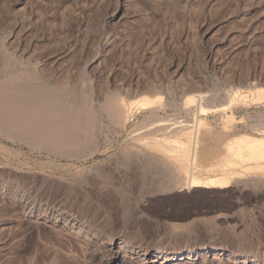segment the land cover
I'll return each mask as SVG.
<instances>
[{
  "label": "rangeland",
  "instance_id": "obj_1",
  "mask_svg": "<svg viewBox=\"0 0 264 264\" xmlns=\"http://www.w3.org/2000/svg\"><path fill=\"white\" fill-rule=\"evenodd\" d=\"M13 78L17 86L55 89L61 106L76 107L78 115L88 112L82 104L90 97L98 108L100 152L86 160L84 145L60 155L0 134L7 167L0 170V264H106L101 239L110 236L151 255L199 248L188 261L165 264H264L263 177L227 189L167 192L168 174L139 167L128 209L99 201L100 186L89 178L100 162L141 155L131 134H148L154 122L143 111L120 129L99 108L108 97H162L166 104L154 112L172 126L190 121L196 105H221L236 90L264 91V0H0V82ZM196 95L205 96L202 105L185 110L186 98ZM263 106L233 110L237 123L228 129L220 123L225 113H199L211 127L198 149L204 163L218 160L235 134L260 137L253 128L264 127ZM224 121L229 125L232 117ZM115 168L107 180L126 187L129 176ZM84 176L83 189L63 193L62 181ZM94 211L97 222L89 219ZM76 219H86L89 242L70 232Z\"/></svg>",
  "mask_w": 264,
  "mask_h": 264
},
{
  "label": "bare ground",
  "instance_id": "obj_2",
  "mask_svg": "<svg viewBox=\"0 0 264 264\" xmlns=\"http://www.w3.org/2000/svg\"><path fill=\"white\" fill-rule=\"evenodd\" d=\"M11 77L12 76H10V78ZM13 77L15 76L13 75ZM25 78H28V76L26 75ZM28 79H31V77ZM18 81L13 78L11 80H1L0 82V134L4 137V139L6 138L7 140H11L19 144H26L42 150L55 152L60 155H71L75 153L76 150H78L79 146L84 145L85 149L83 154H80V157L81 159L86 160L100 152V141L96 132L98 108H94L95 104L94 102H92V99L90 97H83V99H85V102L83 101L82 104L88 108V112L85 114L84 112H81V114L78 115L75 110L76 107L72 109L66 107L64 108L61 106L62 95L58 91H55V89L53 91V89H48L49 87L47 88L45 86V89H41L40 86L36 89L32 87L33 85H31V87H22V85L17 86L14 84V82ZM29 82L31 81L29 80ZM24 85H28V83L23 84V86ZM34 86H36V84ZM235 92L236 93L233 92V95L231 94L230 98L227 97L228 99H226L225 102L223 101V104L218 106H216V104L215 106L211 105V103L208 106L206 105L204 107L199 102L200 98L202 100L205 97H203L202 95L200 96L199 100H196L198 99L199 95H196L197 98L193 96L186 98V101L182 105L185 110H187V107L190 106V104L192 105L193 102H195V104H197L196 102H199V104L203 107H197L196 105L195 107L198 113H192L193 116L190 121H185L183 123L184 120H180L178 123H176V120V124L173 125L172 123V126L169 125L171 122L170 119H168L169 124H167L168 122L166 123V117L161 118L157 114V112H154L155 107H160L161 102L164 103L163 101H161L162 97H140V99L138 98L139 100H135L132 102H128L127 100L129 99L124 100L121 97L119 98L116 96L108 97L107 100L105 98L106 101L104 100V104H102L99 108L102 110V113L104 112L105 115H107L110 122H112L120 129H125V127L129 123H132V121H134L137 116L140 115V112L143 111H148L149 114L146 118L150 117L151 121L154 119V122L152 124L150 123L151 126L153 125V128L151 127L152 130L148 134H141V137H134V135L131 134L133 133V131L130 133L133 141H138V143H140L142 147V150L146 151L145 153L139 150L138 153L142 152L141 155H136L137 151L134 152L133 150H131V152L133 151L134 156H130L132 154L131 153L129 157H122L120 159L117 158L114 161L111 160L113 162H100L98 165L96 164L91 167V169H93V172L91 174V177L89 178H94L96 182H98L95 183L100 186V189L104 194H102V200L99 201L104 200V202H106L105 204H109L113 207L116 206L118 207V209H128V207L130 208V205L134 203L131 200V191L133 192L134 189L137 188H135V182L140 175V168L146 171L154 170L164 172L166 173V175L168 174L169 177L166 176L168 177V182L164 180L165 177H161V179L166 181L168 184L167 185L165 182V185H167L168 188L166 190L167 192L171 189H177V192H188V190H192L198 187L227 189V187L232 186L233 183H236L237 186L239 184L245 185V183H247V179L252 180V178L255 176L258 178H264L263 126L262 128H253L260 133V137L248 135L244 132L243 134H235V137L233 138L231 137V140H229L228 142L226 141L227 143L223 147L222 155L218 160L204 163V159L199 155L198 149L201 144L200 140L202 139V133L205 134L207 131L211 130L209 123L198 117L199 113L208 112L209 114L210 112L223 115L228 109H247L249 107H259L264 105V91L262 90L248 89L247 91L241 92V94L239 95H237V90ZM88 95L86 94V96ZM205 101H207V99ZM76 103L78 104L77 101ZM70 104L72 105V103ZM165 104L166 102L163 105ZM206 104H208V102ZM82 105L80 103V107L78 106L79 109ZM84 106L82 108H84ZM257 116H259V114ZM100 125L103 126L101 123ZM100 135L102 134L100 133ZM4 148L6 147L0 146V149ZM5 150L7 151V149ZM147 152H154L155 156L157 154L162 156L163 158L152 156L153 154L151 155ZM3 164L0 160V170H4L5 168H7ZM105 164L107 165V167L105 166ZM112 164L118 169H123L129 176V180L125 181L126 187H122L124 186L121 184L122 181H113V178L112 181L107 180L110 178V176H113L112 174H114L110 171V166ZM203 170L209 173V177L205 175V172L203 173ZM0 172L3 173V171ZM144 175H146V173ZM86 177L87 176L70 177L66 181H62L63 183L61 182V190L64 193L71 188L72 191L82 188V186L88 184L87 181L89 178ZM43 180H45L44 182H48L49 178L44 177ZM52 183L54 184L55 181H52ZM89 183L91 184L93 182ZM143 198L141 200H143ZM88 213L86 212V214ZM91 214L90 218L88 217L90 221H96L100 215H97V212L95 211ZM86 216H89V214ZM61 219L64 220L65 218L62 217ZM86 219L74 220V223L71 224V228L69 230L71 233L73 232L74 235H76L78 238L83 239L85 242H89L91 239H89L88 235L91 231L88 226L85 225ZM67 220H64L66 221V224L68 222ZM57 221L58 220H56V222ZM106 223H110V220L108 218L106 220ZM101 243L105 249V253H103L101 257L103 261L106 262V264H121L122 262L128 260L130 261L132 259H137L136 262H139L138 264H165L168 262L182 263L184 261H188L199 250V248H192L186 251L176 250L170 254L154 253L151 255L143 252L140 253V251H135L131 246L128 245L127 242L123 240V238L117 239L110 236L107 238V240L101 239ZM131 255H133L134 258H132ZM243 264H245V262H243Z\"/></svg>",
  "mask_w": 264,
  "mask_h": 264
},
{
  "label": "water",
  "instance_id": "obj_3",
  "mask_svg": "<svg viewBox=\"0 0 264 264\" xmlns=\"http://www.w3.org/2000/svg\"><path fill=\"white\" fill-rule=\"evenodd\" d=\"M224 117H220V123H221V127H222V129H228V128H230V127H232V126H234L236 123H237V121H236V118H235V115H234V113H233V110H231V109H228L227 111H225V114L223 115ZM232 117V121H231V123L229 124V125H225L224 124V118L225 117Z\"/></svg>",
  "mask_w": 264,
  "mask_h": 264
}]
</instances>
